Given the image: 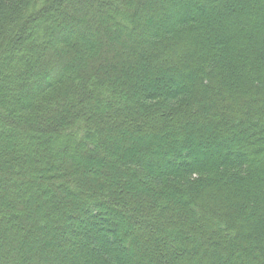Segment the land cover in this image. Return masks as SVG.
<instances>
[{
	"label": "trees",
	"instance_id": "trees-1",
	"mask_svg": "<svg viewBox=\"0 0 264 264\" xmlns=\"http://www.w3.org/2000/svg\"><path fill=\"white\" fill-rule=\"evenodd\" d=\"M0 264H264V0H0Z\"/></svg>",
	"mask_w": 264,
	"mask_h": 264
},
{
	"label": "rangeland",
	"instance_id": "rangeland-1",
	"mask_svg": "<svg viewBox=\"0 0 264 264\" xmlns=\"http://www.w3.org/2000/svg\"><path fill=\"white\" fill-rule=\"evenodd\" d=\"M64 238H65V248H69L70 247V243L73 240V236L71 234L65 233L64 234ZM80 240H83V242L85 241V243H87L89 240L87 238L84 237V235L81 233L79 236ZM66 240H69V243H66ZM91 240H94L93 238ZM95 241V240H94Z\"/></svg>",
	"mask_w": 264,
	"mask_h": 264
}]
</instances>
